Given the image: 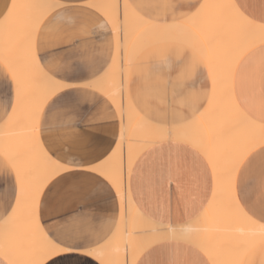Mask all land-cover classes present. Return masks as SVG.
<instances>
[{
  "label": "crops",
  "instance_id": "1",
  "mask_svg": "<svg viewBox=\"0 0 264 264\" xmlns=\"http://www.w3.org/2000/svg\"><path fill=\"white\" fill-rule=\"evenodd\" d=\"M14 0H0V22L9 11ZM63 7L55 8L43 20L35 37L36 56L43 58L50 66L61 63L94 65L100 69L96 77L85 70L86 80L94 85L101 81L110 69L115 54V38L111 27H103L107 21L95 9L86 6L96 0H53ZM205 0H129L131 7L142 17L161 24L188 22L201 8ZM236 8L251 21L264 22V0H232ZM180 4L183 7L175 12L164 5ZM195 5L189 9V5ZM67 9V10H65ZM80 43L72 49L63 50L73 40ZM264 43L249 48L237 61L234 71L238 73L235 86L231 90L237 106L252 111L259 117V50ZM74 53L69 58V54ZM39 62V61H38ZM112 62V63H111ZM132 65V64H131ZM130 71L127 76V91ZM135 108L144 117L157 112V106L168 113L167 127L181 126L196 118L208 104L212 91V78L204 59L190 46L178 42H161L150 45L136 56ZM11 93L15 98V85L6 76V69L0 61V129L8 121L4 116V105ZM51 97L39 115L47 109ZM79 109L69 119L63 110L53 109L47 114V126L40 142L57 155L68 152L71 142L78 138L82 141L79 148L85 159L101 165L116 150L121 124L118 113L111 101L96 88L77 97ZM133 104V102H132ZM134 105V104H133ZM175 114L176 123L171 122ZM245 113V112H244ZM246 114V113H245ZM187 117V119H184ZM38 118V120H39ZM250 118V117H249ZM251 119V118H250ZM38 123V122H37ZM264 146V145H262ZM257 147L242 160L235 177L236 199L243 211L253 220L261 223V209H264V153ZM97 158L99 159L97 161ZM213 174L204 159L193 147L178 141H163L153 144L142 151L135 159L129 175V190L139 212L156 224L177 226L193 222L205 211L211 201ZM7 187V185H5ZM71 189V193H68ZM44 220L46 227L55 230L58 222L50 220L64 213H70L79 205L88 203L108 211L97 212L95 220H77L69 228H94L103 233L112 228L116 231L120 207L114 188H97L94 181L80 178L66 187L55 185L45 197ZM115 210L116 224L109 225ZM3 222L0 221V225ZM154 249V250H153ZM150 254H146L149 253ZM169 257L181 260L203 259L211 264L205 254L196 246L170 240L147 248L136 260L142 264L148 260H164ZM260 264L259 251L251 257ZM86 258L72 253L63 264H83ZM3 264L8 262L0 256Z\"/></svg>",
  "mask_w": 264,
  "mask_h": 264
},
{
  "label": "bare ground",
  "instance_id": "2",
  "mask_svg": "<svg viewBox=\"0 0 264 264\" xmlns=\"http://www.w3.org/2000/svg\"><path fill=\"white\" fill-rule=\"evenodd\" d=\"M129 0H96L91 4L109 23L115 38L113 63L94 88L104 94L114 105L121 124L119 141L113 155L100 166L114 176L113 187L119 207L121 201L127 213V232L133 235L127 248L121 243L118 253L107 250L108 256L116 255L120 261L135 264L138 257L150 246L160 242L179 240L199 248L211 264H228L236 258V245L242 241H259L262 235L259 222L250 218L236 199L235 177L244 157L253 149L264 145L260 139L259 124L255 129L247 126L250 118L237 106L231 80H225L224 70L230 64L233 71L239 58L249 48L264 43V33L259 25L244 16L232 0H205L188 22L161 24L145 19L129 4ZM120 3V31H116L114 9L106 4ZM17 7L8 11L0 22V51L11 49L8 57L13 68L24 79L26 87L25 105L11 113L0 129V145L15 150L29 135L24 120V111L38 108L37 122L42 108L48 100L44 95L51 89L39 75L38 60L26 58L20 44L25 34H30L32 52H35V37L39 26L55 8H28L29 4H50L53 0H14ZM56 4V3H55ZM128 5L125 22L124 5ZM12 6L10 7V9ZM251 21L245 26V22ZM243 32V38L236 37ZM161 42H178L190 46L204 59L212 78V93L205 109L191 122L181 126L146 127L143 116L132 104L127 91V76L134 59L146 47ZM121 59V63H120ZM120 64V65H119ZM123 129V135H122ZM171 130V137L166 133ZM210 131L213 133L209 135ZM33 153L37 174L43 160V146L38 134ZM178 141L193 147L207 161L213 174L212 198L205 211L193 222L170 226L146 221L139 212L129 190V175L135 159L149 146L163 141ZM244 146L229 157L227 148L236 143ZM216 167L213 168L212 161ZM122 172V181H121ZM120 221V215L118 225ZM155 229V231H152ZM25 230L22 219L17 218L8 225H0V256L7 262L15 258L19 234ZM147 230V233H146ZM7 235L8 240L4 237ZM243 258V257H241Z\"/></svg>",
  "mask_w": 264,
  "mask_h": 264
},
{
  "label": "snow or ice",
  "instance_id": "3",
  "mask_svg": "<svg viewBox=\"0 0 264 264\" xmlns=\"http://www.w3.org/2000/svg\"><path fill=\"white\" fill-rule=\"evenodd\" d=\"M171 7L175 12L178 8L183 7L180 4L164 5ZM14 3L12 9L16 8ZM28 8H57L63 5L55 3L50 4H29L24 5ZM88 9H95L99 6L89 4ZM105 8L114 9L116 15V31H120V3L115 5L109 3L104 5ZM189 9L194 8L195 5H189ZM204 7L201 5V8ZM125 22L128 15V5H124ZM67 10V9H65ZM252 22H245V26ZM107 27V21L102 24ZM259 31L264 33V22L259 25ZM244 33L237 35V41L243 38ZM80 43V39L73 38L71 43L67 44L63 50L74 48ZM24 49L26 58L39 61V75L48 84L51 89L44 95V100L47 101L49 96L53 98L48 103L47 109L39 118L37 123L36 106L24 111V120L28 128L29 135L24 143L12 150L9 147L0 145V221L4 225H8L17 218L23 220L25 230L19 234L16 243L15 258H9L8 264H63V262L72 253H76L85 257L83 264H127V260L120 261L118 256H108L107 250L113 249L118 253L119 245L122 243L127 248L128 243L133 235L139 233H132L125 235L127 232V213L125 212L123 202L120 206V221L116 227V231H112L108 227L103 233H98L96 229H86L83 227L69 228L68 225L77 220L83 222L85 220H95L96 213L100 211H108L92 204L84 203L79 207L73 209L70 213H64L57 217H50V220L58 222L55 230H49L46 227L48 221L44 220L45 197L48 192L57 184H62L66 187L79 181L80 178H88L95 182L97 188H108L109 185L116 187L114 176L105 172L102 166L91 162L82 155L79 145L82 141L78 138L74 139L67 153L64 155H57L46 145L41 153L43 166L39 174L36 172L34 164V149L36 145V136L38 134L43 140V133L47 126V114L53 109L63 110V114L71 119L77 114L79 103L77 97L80 94H86L89 89L94 87L92 80H86L84 75L85 70H90L92 76L96 77L100 69L95 68L94 65L86 63H78L72 61L71 63H61L50 67L43 58L33 55L32 43L30 34H25L20 41ZM11 49L0 51V61L6 69V76L10 77L11 83L15 85V98L13 99L11 93L4 105V116H9V108L15 114L17 109H23L25 105L26 87L24 79L13 68L9 56ZM75 55L69 54V58ZM260 63L258 69L260 82V98H259V117L257 118L252 111L244 109V112L251 119L248 120L247 126L255 129L257 123L259 124L260 139L264 141V47L259 50ZM225 80H231L233 86L237 80L238 73L233 71L230 64L226 65L224 70ZM157 112L163 113L162 117L154 116L151 112L145 113L143 123L146 127H161L169 123L168 113L157 106ZM0 119H3L0 117ZM187 119V117H184ZM171 122L176 123V117L173 113ZM123 135V129H122ZM166 135L171 137V130H168ZM210 136L213 133L210 131ZM236 143L227 148V154L230 157L232 153L239 151L244 144ZM264 153V146L261 148ZM99 159L97 158V161ZM213 168L216 167L215 160L212 161ZM122 181V172H121ZM7 185V187H5ZM68 193H71L69 189ZM113 217L108 221L109 225L116 224L115 210L113 209ZM146 221L149 218H145ZM261 224L259 231L262 238L259 241H242L236 245V258L228 262V264H256L254 259H242L241 257H251L256 251H259L264 257V209H261L260 214ZM155 231V229H152ZM147 233V230H146ZM4 240L8 237L5 235ZM0 243V249L3 248ZM154 250V249H153ZM146 254H150L146 253ZM3 264V261H0ZM142 264H207L203 259H194L191 261L181 260L178 258L169 257L164 260H148L143 261ZM260 264H264V258L261 259Z\"/></svg>",
  "mask_w": 264,
  "mask_h": 264
},
{
  "label": "rangeland",
  "instance_id": "4",
  "mask_svg": "<svg viewBox=\"0 0 264 264\" xmlns=\"http://www.w3.org/2000/svg\"><path fill=\"white\" fill-rule=\"evenodd\" d=\"M114 57V54H113ZM113 61V59H112ZM112 63V62H111ZM120 63H121V59H120ZM120 65V64H119ZM130 80H129V86H130V90H131V98H132V102L135 106V95H136V91H135V78H136V58L134 59L132 65L130 66Z\"/></svg>",
  "mask_w": 264,
  "mask_h": 264
}]
</instances>
